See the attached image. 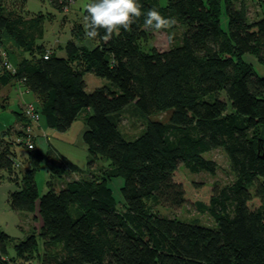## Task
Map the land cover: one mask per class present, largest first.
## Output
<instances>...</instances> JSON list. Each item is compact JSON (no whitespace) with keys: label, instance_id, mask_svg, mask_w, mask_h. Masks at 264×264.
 Returning <instances> with one entry per match:
<instances>
[{"label":"trees","instance_id":"16d2710c","mask_svg":"<svg viewBox=\"0 0 264 264\" xmlns=\"http://www.w3.org/2000/svg\"><path fill=\"white\" fill-rule=\"evenodd\" d=\"M7 1L0 0L2 105L22 86L35 94L38 104L32 103L48 127L68 131L84 107L89 116L86 167L64 158L43 193L35 178L37 146L18 139L29 129L13 133L11 125L0 132V169L17 181L23 172L21 189L9 194L10 208L38 209L43 219L38 233L20 240L0 226V264H264V157L258 153L260 142L264 148V75L244 57L253 53L264 62V0H256L261 12L252 19L247 0H140L142 11L155 7L182 24L181 44L172 42L175 23L156 30L141 16L109 38L101 29L93 46L84 44L79 24L62 46L65 54L39 41L49 15L28 16ZM51 2L65 11L73 0ZM89 73L117 89L87 90ZM130 102L148 114L172 108L170 120L149 119L143 134L126 139L109 114ZM16 113L26 125L34 121L24 108ZM20 145L32 153L22 162L25 169L16 160ZM219 147L235 180L221 186L191 178L187 170L216 171L215 160L203 154ZM114 176L124 178L121 200L109 185ZM151 197L175 209L202 201L217 226L163 216ZM71 203L82 209L77 217Z\"/></svg>","mask_w":264,"mask_h":264},{"label":"rangeland","instance_id":"374dc122","mask_svg":"<svg viewBox=\"0 0 264 264\" xmlns=\"http://www.w3.org/2000/svg\"><path fill=\"white\" fill-rule=\"evenodd\" d=\"M85 3L86 0H73V3L69 5V9L65 11L56 8L51 0H8L6 5L9 9H23L28 16H33L39 12H43L46 15H49L50 17L48 16L45 25L46 29L44 37L39 41L43 40L42 42H45L48 47H57V51L59 54H65L64 48L62 46L69 38L73 36L72 29H74L79 24H82L84 26L85 21L83 17L85 15ZM246 7L248 11L247 15L251 19L256 17V15L260 14L261 12L260 5L256 0H247ZM222 27L224 29L228 28V16L225 10L222 17ZM182 33V24L179 21H175V26L170 29V35L172 34L173 37L172 42L175 45H179L182 43ZM93 42V38L91 39L86 37V39H84V44L93 46ZM9 44V50H13L15 48V44H13L12 42H9ZM9 44H7V46ZM244 57L247 61L253 64L255 70L260 75H264V62H260L256 55L253 53H246ZM86 76H92V78H86L87 90H90L93 85L98 86L103 84H107L111 88L117 89V86L111 81L102 79L101 77L90 73ZM207 98L211 99L212 95H208ZM29 102L38 104L35 94L31 91L25 90L22 86L14 87L9 98L10 104L4 107L0 102V124L6 125V127L12 125L13 133H15L16 131L27 132L30 124L28 123L26 125L25 123H21L22 120L20 119V115L16 113L14 109L21 110L24 103ZM171 113L172 108L148 114L142 111L135 103L130 102L120 110L110 113L109 116L113 121L117 123L123 136L126 139L133 140L146 131L149 119L169 122ZM88 116V109L84 107L72 127L68 129L67 132L63 133L64 137L60 136L57 140L53 138L52 132H49V137L51 139L50 141L54 143L53 145L60 152H58V150L54 148V146L51 145L49 141H47L48 136L45 133L47 124L45 118L43 116H40L36 121H33V124L36 123L39 129L37 130V127L35 128L34 125V129H36L35 132H37L38 135L35 133L37 137L31 136L30 138L34 142L35 146H37V153H40L36 162L35 173V178L38 183L40 193H43L45 190H47V180L51 172L61 164L62 159L58 153L71 158L72 162L77 164L79 167H86V155L84 157V154H87V146L83 139V132L86 128V120ZM19 121L21 124L14 125ZM49 129L56 132L59 131L52 127H49ZM26 135L27 134L25 133L18 138L20 140H23L25 144L26 139L28 138V135ZM170 135L172 139H174L175 131L171 130ZM53 141H55L56 143ZM58 141L59 144H57ZM68 144L71 149H69ZM17 149L19 155L16 160L21 161V163L27 162V158L32 153L23 145L17 146ZM203 156L205 158L215 160V162L217 163L216 171L213 173H210L208 171H200L198 173H194L190 170H187L191 178L202 179L209 182H217L221 186L231 184L235 180V174L230 167L229 157L223 148H214L205 152ZM27 165L28 163H22L20 168L25 169ZM18 173L20 174L21 178V173L23 172L18 171ZM12 176H14V174ZM20 178L18 181L14 180L11 178V174L7 170L0 169V220L3 219V221H5L1 223V225L9 230L12 235H16L17 232L15 231L19 228L17 226L18 221L22 218L24 220V218H26V212H28V210L14 211L10 208L9 194L13 190L21 189ZM123 184V176H114L109 181V185L111 186L115 197L119 200L123 199V194L121 192V187L123 186ZM250 188L251 190H254L255 185L251 186ZM151 199L152 200L150 204H153L155 202V209L163 216L177 217L186 222L211 227L217 226L215 218L208 211L209 205L204 204L202 201H198L196 205L185 204L180 209H175L170 206L163 205L159 201L157 202V200H155V197H151ZM206 207L208 210L206 209ZM68 208L73 217H77L82 213V209L76 203L69 204ZM12 238L18 239L17 237ZM14 239H10L7 241V250L10 255H13L15 253ZM40 246V252L43 253L46 250V247L43 244L42 239H40ZM59 247L60 243L57 242L53 248L55 250H58Z\"/></svg>","mask_w":264,"mask_h":264},{"label":"clouds","instance_id":"9594fccd","mask_svg":"<svg viewBox=\"0 0 264 264\" xmlns=\"http://www.w3.org/2000/svg\"><path fill=\"white\" fill-rule=\"evenodd\" d=\"M84 8L85 35L88 38H95L101 29L105 38H109L118 34L121 28L130 29L141 16L146 26L156 30L175 23L173 17L163 15L155 7L142 11L140 0H86Z\"/></svg>","mask_w":264,"mask_h":264},{"label":"crops","instance_id":"0c3cea01","mask_svg":"<svg viewBox=\"0 0 264 264\" xmlns=\"http://www.w3.org/2000/svg\"><path fill=\"white\" fill-rule=\"evenodd\" d=\"M89 77H91L92 78V76H89ZM25 104V103H24ZM24 106V105H23ZM23 108V107H22ZM15 110V112L17 111V110H20V109H14ZM21 123H23V122H21ZM20 123V121L19 122H17L16 124H14V125H18V124H21ZM34 125H35V128L37 127V130H39L38 129V125L35 123V124H33V122L29 125V132L33 135V136H35V137H37L36 136V134L38 135V133L37 132H35V130L36 129H34ZM37 125V126H36ZM5 128H7L6 127V125H3V124H0V132H2ZM52 132V136H53V138L55 139V140H57L58 139V137H64L63 136V133H65V132H67V131H65V132H56V131H52V130H50L49 129V127L48 126H46V129H45V133L47 134V136H48V139H47V141H49L50 143H51V145H53L54 143H52L50 140V135H49V132ZM36 133V134H35ZM53 139V140H54ZM65 141V140H64ZM53 142H55V141H53ZM56 143V142H55ZM57 144H59V141L57 142ZM54 146V145H53ZM68 147H69V149H71L70 148V146H69V144H68ZM54 148H56L55 146H54ZM57 149V148H56ZM58 150V149H57ZM85 151V150H84ZM58 152H60L59 150H58ZM59 155H60V157H61V159L63 160L64 158H68L67 156H65V155H62L61 153H58ZM85 155L86 154H84V157H85ZM68 159H70L71 161H72V159L71 158H68ZM27 214L25 215L26 216V218H24V220H23V218L22 219H20L19 221H18V224H17V226L19 227L15 232H17L16 233V235H12V233L11 232H9V230H7L6 228H4V226L3 225H1V223H3V222H5V221H3V219H1L0 220V226L1 227H3L9 234H11L13 237H17L18 238V240H20V239H23L25 236H27L28 234H30V233H32V232H35V233H38V231H39V228L42 226V223H43V219L41 218V216L39 215V213H38V209H37V212H36V209H35V211H28V212H26ZM0 216H1V214H0ZM6 222H7V220H6ZM8 224V223H7Z\"/></svg>","mask_w":264,"mask_h":264},{"label":"built area","instance_id":"2783aa9c","mask_svg":"<svg viewBox=\"0 0 264 264\" xmlns=\"http://www.w3.org/2000/svg\"><path fill=\"white\" fill-rule=\"evenodd\" d=\"M1 48V46H0ZM46 58L49 56V51L45 53L44 55ZM24 111L25 114L31 119L36 121L39 117L40 114L38 113V111L35 108V105L32 102L29 103H25L24 106ZM31 136H33L31 133L28 135V138L26 139V144L28 145L29 148H34L35 144L34 142L31 140Z\"/></svg>","mask_w":264,"mask_h":264},{"label":"water","instance_id":"95a60500","mask_svg":"<svg viewBox=\"0 0 264 264\" xmlns=\"http://www.w3.org/2000/svg\"><path fill=\"white\" fill-rule=\"evenodd\" d=\"M258 153H259V155L261 157H264V148H263L261 142L259 143V151H258Z\"/></svg>","mask_w":264,"mask_h":264}]
</instances>
